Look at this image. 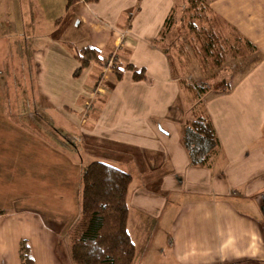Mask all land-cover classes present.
Segmentation results:
<instances>
[{
  "label": "crops",
  "instance_id": "1",
  "mask_svg": "<svg viewBox=\"0 0 264 264\" xmlns=\"http://www.w3.org/2000/svg\"><path fill=\"white\" fill-rule=\"evenodd\" d=\"M255 1L213 7L248 42H261L264 20L247 15ZM33 2L0 0V65L8 35L34 47L26 79L0 76V264H20L22 241L33 264H72L66 234L80 210L82 169L92 161L136 170L138 183L124 171L132 264H264V58L233 73L224 91L209 87L199 97L219 149L209 168L192 167L180 136L193 95L158 43L175 0H76L46 30L35 23ZM78 26L87 27L83 40L73 33ZM69 46L94 47L106 67L92 64L72 77ZM106 62L143 69L145 79L133 81L129 71L116 79ZM43 120L77 138L72 149L37 133Z\"/></svg>",
  "mask_w": 264,
  "mask_h": 264
},
{
  "label": "rangeland",
  "instance_id": "2",
  "mask_svg": "<svg viewBox=\"0 0 264 264\" xmlns=\"http://www.w3.org/2000/svg\"><path fill=\"white\" fill-rule=\"evenodd\" d=\"M33 1L35 23L39 24L38 27L43 30H46L48 20L61 18L65 14V7L68 2V0ZM214 1L175 0V7L168 14V19L164 24L158 43L160 48L169 54L171 62L180 71L177 74L183 73L181 80L187 83L188 87H196L197 89V84L204 82L207 89L211 87L215 90L217 88L219 91H224L222 88L227 87L226 82H229V79L230 81L234 79H231L233 73L235 76L242 74L260 63L264 58V46L261 45L264 41L248 42L237 32L235 27L222 18L216 7H213ZM76 14V8H72L71 18ZM247 15L254 20H264V0H256L254 6L248 7ZM73 33L77 38L83 40L84 33L87 34V27L78 26L73 29ZM14 36L8 35V38H10L6 42L8 48H6V55L2 59L3 64L0 65L2 71L0 76L9 81L14 72V77L18 76L20 80L26 79L24 76L29 75L30 72V66L27 65L32 61L27 52L34 49L32 40H25L23 36H15L14 40L11 39ZM83 43H86L83 45H92L91 42ZM17 51L21 54L20 56H17ZM188 56L198 63L190 66L187 61ZM15 68L19 74H16ZM87 74L89 76L90 72ZM36 75V72H34L31 77L36 79ZM83 78V82L87 83L89 81L87 77ZM176 108L179 109L177 106ZM58 124L60 125L59 121H38L35 129L37 133L51 139L63 149H72L70 145L77 138L71 137V135L65 136L62 134V136ZM75 143L79 144V140ZM83 143L85 145L84 149L91 150L94 142L84 137ZM95 145H97L96 142ZM119 162H112V164L122 171H127L132 176L133 181L138 183V179L135 177L136 170L124 168L122 163L119 164ZM137 165L138 173H142L139 164ZM142 188L149 191L154 189V186L151 187L145 184ZM130 225L128 222L127 231L131 234ZM171 259V257L168 258V260ZM169 264H174V262Z\"/></svg>",
  "mask_w": 264,
  "mask_h": 264
},
{
  "label": "trees",
  "instance_id": "3",
  "mask_svg": "<svg viewBox=\"0 0 264 264\" xmlns=\"http://www.w3.org/2000/svg\"><path fill=\"white\" fill-rule=\"evenodd\" d=\"M76 0H68L65 10ZM95 3L98 0H83ZM77 63L72 77L90 65L105 66L97 49L85 46L79 50L69 46ZM116 79L123 71L131 72L133 81L145 79L143 69L131 64L110 67ZM188 87L194 104L191 116L181 129L180 141L189 165L209 168L219 149L214 128L200 105L199 97L208 90L206 84ZM228 90V88H227ZM131 176L102 161L87 163L81 172L78 189L79 214L67 232L68 254L72 264H132L135 247L126 228L128 209L126 195ZM20 264H33L30 247L25 241L18 248Z\"/></svg>",
  "mask_w": 264,
  "mask_h": 264
},
{
  "label": "built area",
  "instance_id": "4",
  "mask_svg": "<svg viewBox=\"0 0 264 264\" xmlns=\"http://www.w3.org/2000/svg\"><path fill=\"white\" fill-rule=\"evenodd\" d=\"M108 62L110 63L111 60H109ZM108 62H106V64H107L108 68H110V64H111V63L108 65Z\"/></svg>",
  "mask_w": 264,
  "mask_h": 264
}]
</instances>
